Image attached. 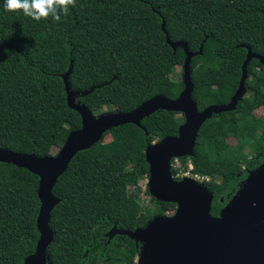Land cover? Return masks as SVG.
<instances>
[{"label": "trees", "instance_id": "obj_1", "mask_svg": "<svg viewBox=\"0 0 264 264\" xmlns=\"http://www.w3.org/2000/svg\"><path fill=\"white\" fill-rule=\"evenodd\" d=\"M163 21L170 38L192 51L204 43L192 59L199 110L234 95L246 46L264 55V0H76L59 22L7 11L0 0V147L46 156L82 126L67 103L63 74L71 65L72 88H93L78 100L95 114L118 102L117 110L128 111L158 94L176 98L184 82L172 74L186 55L167 42ZM245 85L237 109L203 124L195 155L172 160L177 179L185 171L208 177L203 183L214 193L213 215L264 162V114L257 113L264 108V64L258 58L248 65ZM179 114L159 109L143 119L146 129L113 127L74 156L53 189L61 200L51 214L53 264H136L140 245L127 235L108 240L106 233L176 211V203L152 195L153 207L143 206L138 194L149 176L147 147L178 133ZM39 181L26 168L0 162V264H23L36 249Z\"/></svg>", "mask_w": 264, "mask_h": 264}, {"label": "water", "instance_id": "obj_2", "mask_svg": "<svg viewBox=\"0 0 264 264\" xmlns=\"http://www.w3.org/2000/svg\"><path fill=\"white\" fill-rule=\"evenodd\" d=\"M162 29L174 51L183 48L186 55L182 78L184 88L176 98L158 94L128 111L95 114L78 100L93 88L82 92L72 88L69 81L71 65L63 74L67 103L80 113L82 126L69 133L56 154L38 156L0 147V162L26 168L40 178L38 196L41 206L37 217L40 235L35 251L25 257L23 264H53L49 246L55 240L56 231L51 224V214L61 201L53 189L74 156L99 143L113 127L133 123L146 129L143 119L159 109L182 113L184 122L177 134L166 135L147 147L148 188L155 199L174 202L177 209L171 214H157L133 230L115 225L106 233L108 238L127 235L134 239L140 245L136 264H264V162L249 171L219 215L212 214L214 193L202 181L192 176L177 179L172 173L173 159L195 155L199 132L208 119L214 114L238 108L239 101L247 94L248 65L253 58L264 64V55L253 52L244 44L248 54L234 95L227 103L212 104L199 110L193 97L192 59L203 53L204 43L199 51H192L186 41L170 38L165 21Z\"/></svg>", "mask_w": 264, "mask_h": 264}, {"label": "clouds", "instance_id": "obj_3", "mask_svg": "<svg viewBox=\"0 0 264 264\" xmlns=\"http://www.w3.org/2000/svg\"><path fill=\"white\" fill-rule=\"evenodd\" d=\"M76 0H4V8L10 12H22L33 20H47L50 16L59 22L62 15L69 14Z\"/></svg>", "mask_w": 264, "mask_h": 264}, {"label": "rangeland", "instance_id": "obj_4", "mask_svg": "<svg viewBox=\"0 0 264 264\" xmlns=\"http://www.w3.org/2000/svg\"><path fill=\"white\" fill-rule=\"evenodd\" d=\"M172 77L176 80L183 78V64L177 66L176 70L172 74ZM122 106H123L122 103L118 102V103L113 104L111 107H105L103 111H115L118 108H121ZM257 113L258 114H264V108H259L257 110ZM181 114L182 113H180L179 115H181ZM59 149L60 148L58 146L53 147L52 154H56ZM175 166L176 167L181 166V164L178 160L176 161ZM185 174H187V173H185ZM185 174H183V175H185ZM148 180H149V176H145L144 178L141 179V181H140L141 190L139 191L138 199L140 200V202L142 203L143 206L151 205L153 207L154 204H153V202H151L152 196L150 193L147 192ZM130 190H135V187L131 186ZM169 214H171V213H169Z\"/></svg>", "mask_w": 264, "mask_h": 264}, {"label": "built area", "instance_id": "obj_5", "mask_svg": "<svg viewBox=\"0 0 264 264\" xmlns=\"http://www.w3.org/2000/svg\"><path fill=\"white\" fill-rule=\"evenodd\" d=\"M190 167L192 168V165H191ZM185 173H187V174H185ZM183 174H185V175H183ZM183 174H182L183 177H184V176H192V177H194V178H196L197 180L202 181V182H203L204 179H208V177H202V176H200V175H193V174H191L189 171H186V172H184Z\"/></svg>", "mask_w": 264, "mask_h": 264}, {"label": "flooded vegetation", "instance_id": "obj_6", "mask_svg": "<svg viewBox=\"0 0 264 264\" xmlns=\"http://www.w3.org/2000/svg\"><path fill=\"white\" fill-rule=\"evenodd\" d=\"M115 236H116V235H115ZM115 236H114V237H115ZM114 237H113V238H114ZM113 238H112V239H113ZM112 239H109V238H108V240H112Z\"/></svg>", "mask_w": 264, "mask_h": 264}]
</instances>
